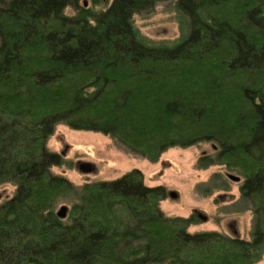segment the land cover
Here are the masks:
<instances>
[{"label": "trees", "instance_id": "1", "mask_svg": "<svg viewBox=\"0 0 264 264\" xmlns=\"http://www.w3.org/2000/svg\"><path fill=\"white\" fill-rule=\"evenodd\" d=\"M0 0V264H255L264 255V0H174L184 30L155 42L133 15L166 0ZM87 2V0H86ZM67 9L72 12L68 13ZM151 161L211 142L201 167L243 177L250 238L167 215L134 168L75 185L56 125ZM59 205L68 207L64 218Z\"/></svg>", "mask_w": 264, "mask_h": 264}, {"label": "rangeland", "instance_id": "2", "mask_svg": "<svg viewBox=\"0 0 264 264\" xmlns=\"http://www.w3.org/2000/svg\"><path fill=\"white\" fill-rule=\"evenodd\" d=\"M106 1L109 0H102L94 8H100ZM87 5L91 6L89 0ZM67 12L72 10L67 9ZM133 21L144 37L155 42L173 41L184 30L174 0L159 2L149 12L134 14ZM47 145L71 162V166L62 165L52 170L64 174L75 185L114 179L137 168L142 172L146 185L165 188L166 197L159 202V206L167 215L189 217L192 213L197 214V222L188 227L190 232L216 230L229 236L250 238L252 212L250 202L239 193L242 175L225 164L207 167L199 164V157L212 151L211 142L171 147L162 152L157 160L151 161L109 135L74 130L59 123ZM78 162H89L91 171H77L75 166ZM227 173L240 176V181L231 180ZM13 189L11 184H6L0 186V193L6 190V193L12 194ZM170 190L178 193L177 198L168 197ZM255 264H264V255Z\"/></svg>", "mask_w": 264, "mask_h": 264}, {"label": "water", "instance_id": "3", "mask_svg": "<svg viewBox=\"0 0 264 264\" xmlns=\"http://www.w3.org/2000/svg\"><path fill=\"white\" fill-rule=\"evenodd\" d=\"M86 0H84V4L86 5ZM75 168L77 169V171H79L80 173H85V172H89L92 169V165L89 162H78L76 163ZM228 178H230L233 181H240V176L238 175H234L232 173H227L226 174ZM168 197L175 199L178 196V193L174 190H170L167 192ZM68 211V207L66 205H61L59 207V209L57 210V215L61 218H64L67 214ZM198 215L203 219V217L198 213Z\"/></svg>", "mask_w": 264, "mask_h": 264}]
</instances>
